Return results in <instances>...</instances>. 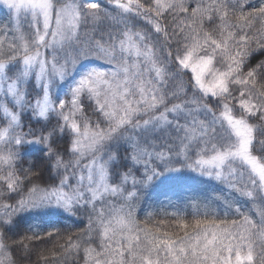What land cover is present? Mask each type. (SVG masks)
I'll use <instances>...</instances> for the list:
<instances>
[{
  "label": "snow or ice",
  "instance_id": "obj_1",
  "mask_svg": "<svg viewBox=\"0 0 264 264\" xmlns=\"http://www.w3.org/2000/svg\"><path fill=\"white\" fill-rule=\"evenodd\" d=\"M0 13V264H264V0Z\"/></svg>",
  "mask_w": 264,
  "mask_h": 264
},
{
  "label": "trees",
  "instance_id": "obj_2",
  "mask_svg": "<svg viewBox=\"0 0 264 264\" xmlns=\"http://www.w3.org/2000/svg\"><path fill=\"white\" fill-rule=\"evenodd\" d=\"M6 19V15L0 13V22H4L6 21ZM174 211H186L189 214L191 213V209L185 207L183 203H177L175 197H173V202L171 204H169L166 200L161 201L159 198L154 197L153 201H150L147 204H143L138 208L137 215L138 219H140L141 221L145 219L148 213H152L153 217L157 220L162 218L171 220L172 217L167 214ZM58 226L61 227L62 232L73 227L69 221L65 220L59 221ZM50 246L51 245H49V247ZM32 258L35 259V256H33Z\"/></svg>",
  "mask_w": 264,
  "mask_h": 264
}]
</instances>
